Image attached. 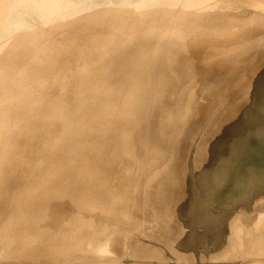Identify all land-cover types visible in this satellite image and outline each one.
I'll use <instances>...</instances> for the list:
<instances>
[{"label":"rangeland","instance_id":"obj_1","mask_svg":"<svg viewBox=\"0 0 264 264\" xmlns=\"http://www.w3.org/2000/svg\"><path fill=\"white\" fill-rule=\"evenodd\" d=\"M86 6L92 11L85 12L84 7ZM43 20L46 21L42 23ZM257 22H261L264 26V0H0V169L11 168L4 169L0 175V261L6 264H43V262L44 264H78L79 262H81L79 264L110 262L124 264V261L134 260L136 264L143 261L149 262L148 264H185L187 261L184 258L166 259L169 257V241L174 238L170 235V225L168 226L167 219L164 223H155L150 229L158 237L159 248L155 253V258L161 262H151L152 259L149 257H132L123 251L120 244H115L116 239L125 242L126 236L109 226L114 214L123 213V209H120L119 194L114 189L122 186V196L126 199L125 208L127 210H130V201H137L142 206L149 194L141 193L146 187L145 176L144 174L136 175V173L147 163L150 175H159L152 181V184L157 185L158 182L165 180L166 172L162 169L165 166L163 158L175 157V154H177L178 162L181 161V173L186 177L187 183L194 182L189 171L192 161L199 187L207 184L206 181L203 184L200 179L204 169L201 159H206L200 154L201 150L209 144L220 121L218 102L211 108L214 103L211 98H217L216 96L223 88L218 84L214 89V96L210 94L209 81H211V86L216 84L218 79L213 80L214 69L209 68V65L202 61V57L207 58L208 53L203 51V44L187 46L185 42L193 38L207 42L213 31L217 39H228L229 44H233L235 48V42L238 39L259 34L264 36V32H260L264 30V27L263 29L259 26V29L253 27ZM263 47L261 45V48ZM256 48L257 45L253 47L254 50L251 48L252 53ZM200 49L201 53L198 55ZM186 55L189 59L183 63L177 62L178 57L184 60ZM247 55L250 56V54ZM237 56L233 53L230 61L233 62L240 58ZM188 60L190 64L185 65ZM194 60L197 62L193 63ZM139 62L144 64L143 77V73L136 65ZM251 65L253 66V63ZM263 68L264 62H261L252 70H247L245 74L247 83L251 81V74L254 70ZM126 71L129 72L124 76L126 80L115 89L121 94L119 96L122 104H133L143 98L140 101L141 105L143 101L140 108H135L133 112L131 109L127 110L126 112L131 115H127V118L120 117V121L116 119L113 123L118 126V131L127 134L123 136V139L128 144L120 140L118 142L108 134L105 137L103 135L95 137L73 132L64 136L62 115L54 116L56 103L67 102L66 107L71 101L76 102L75 110L80 118L84 119L86 114H89L90 122L98 123V121H91L90 116H93L91 113L94 111L84 110L83 107L86 104L94 106V104L102 103L104 95L100 91V79ZM180 73L184 74L181 79L178 78ZM187 73L189 74L186 80H183ZM242 73L239 74L240 78L244 77ZM168 76L169 84H172L168 94L156 101L146 97L150 93L154 94ZM207 76H210L209 80ZM233 84L235 82L231 86ZM193 87L199 90L200 97L191 107H188ZM175 92H177L178 99L173 100L172 109L174 107L177 112L187 115L192 112V108L201 109L203 105L210 108L209 114L202 123L199 121L201 112L194 123L197 126L193 133L197 129L199 139L192 149V158L189 153H184L182 141L186 134L182 138L179 131H172L169 136V125L173 128L181 125L178 117L173 118L176 114L171 115L169 112V116L162 118V123L166 125V131L163 134L157 129L148 128L150 122H153L151 112L157 105L169 100ZM258 96L264 101V91L258 90ZM256 100L257 98L247 102L246 112H238L240 109H236L233 115L242 114L250 122L264 118V104L258 106L255 103ZM166 109L169 111V108ZM116 114L117 111L114 110L112 115ZM101 121L102 125L109 127L107 125L109 122H105V119ZM132 125L138 127L137 135L139 134L140 137L132 136V131L129 130ZM93 131L97 133L98 129L94 127ZM161 137L168 141L166 145L158 140ZM169 139L172 140L170 144ZM150 142L155 144L152 149L148 145ZM71 146L83 151L82 156L75 157L73 160L72 169L77 167L78 171L83 169L84 172L89 173L84 184L86 183L88 187V183L91 182V189L87 193L88 196L86 194L85 202L87 208L93 213L90 219L85 218V215L78 220L82 225L79 223V228H74L75 232L73 229L71 233L63 234L66 242H60L56 246L51 243V240L48 244L44 241L46 254H33L31 257L27 255L26 244L28 247L36 246L40 241L22 242L24 239H19V237L24 233L27 235V232H35L39 220L43 216L46 217V214L40 211L39 206L47 202L42 194L37 193L20 198L17 190L14 191L13 188L16 187L18 176L25 177L29 171H32L30 167L35 169V166H39L38 163H42V168L45 169L54 150L57 149L58 153L63 154L64 150ZM109 149H111L110 153H108ZM114 151L118 154V160L112 166L111 156ZM53 165H49L48 168ZM154 166L159 168L160 174L152 169ZM54 168L56 166L52 169ZM15 169L16 172H14ZM17 170L20 174H17ZM44 175L39 178L43 180L48 178L50 181L61 173L50 175L49 172ZM132 177L140 178V190L133 189V192L130 188ZM261 179H264V174ZM34 181L35 178L30 183L32 187ZM238 181L248 185L251 183L244 175L240 177L231 175L217 182V185L229 187ZM27 182L29 181H22L21 194ZM94 184L95 189L91 192ZM259 187L264 190L263 185ZM100 188L103 190L102 195L98 191ZM158 193H155V197ZM263 195L264 191L261 194H255L248 206L239 205L240 198L233 205L215 203L207 197L194 200L188 198V200L191 203L195 201L191 209L194 222L198 215L205 213L204 208L206 210L215 209L229 216L230 225L226 237L230 239L232 224L238 223L242 217L249 215L255 225L264 222V210H259L264 209V206L257 207L260 202L264 203ZM19 198L20 202L23 200L22 206L26 214L16 227H8L7 214H11L10 211L18 205ZM162 200L157 199L155 200L157 202L152 201V203L158 204ZM75 202L74 200V204ZM252 202L255 204L254 207L251 206ZM144 206H142L143 209ZM145 211L148 214L147 206ZM158 213L169 216L165 208L156 212ZM72 214L76 215V209ZM67 215L69 213L60 214L57 224L69 225L70 219H68L69 223L67 220L60 222L61 218ZM147 217L151 218L152 215L148 214ZM17 219L9 218V222L16 223ZM72 221L74 222V219ZM103 221L106 222L102 223ZM12 231H15V234L10 239L8 233ZM94 231L102 233L100 232L101 234L97 236L95 235L97 232L94 233ZM177 231H179V224L175 227V233ZM205 234V228L198 226L195 222L190 231L189 240L179 241L178 245L174 241L172 247L177 246L176 255H180L178 252L181 255H190L191 248L189 250V247L192 241ZM49 236L53 237L52 233H49ZM231 240H233V252L231 251L230 256L239 260L235 264H250L256 261L264 263V249L257 256H252L245 262L243 257L239 258L240 255L236 252L240 248L239 241L235 237ZM71 245L75 247L71 248ZM102 246L104 250L101 252ZM206 251V246L200 247L192 254L200 256ZM261 258L262 260H258ZM226 261L228 258L214 257L205 262L206 264H218ZM196 263L201 264L199 261Z\"/></svg>","mask_w":264,"mask_h":264},{"label":"bare ground","instance_id":"obj_2","mask_svg":"<svg viewBox=\"0 0 264 264\" xmlns=\"http://www.w3.org/2000/svg\"><path fill=\"white\" fill-rule=\"evenodd\" d=\"M84 11L89 12L92 10L90 7L86 6L84 7ZM44 21L46 20H43L41 22L43 23ZM258 26L260 27V29H263L264 27L261 22L255 23L253 27L259 29ZM260 32H264V30ZM209 36H211V38L208 39L207 42H205L204 40L201 41V39L198 38H193L185 42L187 46L192 44L193 45L196 44V46L198 45L201 46V44H203L202 46V48L204 47L203 51H206L208 53L207 58L206 56L202 57V61L204 63H207L209 65L208 66L209 68L214 69L213 80L218 79L217 83L216 84L214 83L211 86H210L211 81H209L210 83L208 89L210 90V94L214 96V89L218 84L223 88L222 91L216 96L217 98H211V100L214 101V103H212L211 108L215 106L218 102L219 105L218 107L220 110L219 111L220 121L217 124V128L214 134L212 135L209 144L206 145L203 148V150H201V154H200L202 157H206V159H201V164L203 165L204 169L202 171V174L200 175V179L203 181V184L205 181L207 184L203 185L201 188L199 187L196 181V175L193 169L192 161L190 162L189 171H190V176H192L194 182L187 183L186 177L183 176L181 173L182 171L181 161L178 162L176 158L177 154H175V157L169 156L163 158L165 166L162 167V169L166 172V174L164 175L165 180L158 182L157 185L152 184V181L159 175L151 176L148 170L147 163L144 167L141 168L139 172L136 173V175L144 174L145 176L146 187L142 189L141 193L142 194L148 193L149 197L145 198L142 204V206L145 205L144 209L139 202L130 201L129 203L130 210H127V208H125L126 199H124L122 196V186H119L117 189H114L119 194L121 201L120 209L121 208L123 209V213H121L120 215L118 214V212L116 215L114 214V216L112 217L109 223V226L114 227L113 228L114 231L116 230L117 232H121L125 234L126 241L123 242L116 239L117 241L115 242V244L117 243L120 244V247L124 249L123 251L132 257L134 256L149 257V259H152L151 262H161V260L155 258V253L159 248L158 237L150 229L153 228L155 223L156 224H159L160 222L164 223L165 222L164 220L166 219L168 221V226L170 225V235L172 238L174 236V238L170 239L169 241V257H167L166 259L184 258L187 261L185 264H197L196 261L201 262V264H206L207 262L205 261L209 258L222 257V258H228V261L218 264H235L239 260H235L232 256H230V253L233 249L232 248L233 240L231 239L234 237L237 238V241H239L240 243V248L236 250V252H238V254L240 255L239 258L243 257L242 259H244L245 262L248 261L250 257L257 256V254L264 249V222L255 225L253 224L251 218H249V215H246L242 217L238 223L232 224L230 228L231 231L229 234L230 235V239H229L228 237H226L230 225L228 221L229 216H225L226 215L225 213H222L218 210L211 208L207 210L206 208H204L205 213L202 215H198L195 219V222L198 226L205 228L206 234L192 241V244L189 247V250L191 248L190 255H186V254L181 255V253L178 252V254H180L178 256L176 255L177 246L172 247L174 245V241H176V245H178L179 241L189 240L190 231L195 225V222L191 215V209L195 204V201L191 203L188 200V198L190 200H194L195 198L207 197L209 198L208 200H211L212 202L229 204V205H233L234 203H236L238 198H240L241 201L239 205L248 206L249 203L251 204L250 201H253L255 194L257 193L261 194L264 191L261 190L259 187L260 185L264 186V179H261V176H263L264 174V118H258L250 122L247 118L242 116V114H237L238 116L233 115V112L236 109H240L238 112H246L248 110L247 102L249 100L252 99L255 100V98H257L255 103L258 104V106L264 104V101L261 100L263 98H260L258 96V90H260L261 92L264 91V68L262 70H258V69H256V71L254 70V73L251 74V81H249V84L245 80V74L247 70L249 69L252 70L255 65L264 62L263 61L264 47L261 48V45L264 46V41H263L264 36L259 34L256 36H248L245 39H238L235 42V48L233 44H229L228 39H217L213 31H211V34ZM256 45L257 48L255 49V51H253L254 53H252L251 50ZM166 46L167 44L164 46V48ZM198 51H199L198 55H200L201 49ZM249 51L250 53H247ZM233 53L236 56L238 55L237 57L240 58L239 59L237 58L238 60L236 59V61L232 62L230 60H231V55ZM246 54H250V56L247 55L250 58H248ZM187 59H189L187 55L185 56L184 60L182 57H178L177 62L183 63V61H186ZM239 61H242L243 63H240ZM195 62H197V60L193 61V63ZM252 63L253 66L251 65ZM189 64L190 63L188 60V62L185 63V65H189ZM136 65H138L140 72L143 73L142 74L143 77L145 72L144 64L139 62L136 63ZM241 72H243L242 76H244L242 78H240L239 76ZM128 73L129 72L127 71L124 73H115L100 79L101 80L100 91L101 94L104 95V98L101 101L102 103L94 104V106L90 104H86L83 107L84 110L88 109L94 111V113L93 112L91 113L93 114V116H90V118L91 121L93 122L98 121V123L95 124L91 123L90 120L88 119L89 114H86L85 116L86 118L84 119L82 117L80 118L79 113L77 112V110H75L76 102L71 101L66 107L65 104L67 102L66 103L57 102L54 116H58L60 114L62 115L61 123H62V128L64 129L63 130L64 136L72 134L73 132H78L86 136L91 135L95 137H98L100 135H103V137H105L108 134V136H111L113 139L115 138L116 140H118V142L120 140V142L124 141V143L128 144L126 140L123 139V136L127 134L125 132L122 133V131H118L117 130L118 126L113 124L116 121V119L120 121V117L127 118V115H131V113L126 112L127 110L131 109V111L133 112L135 108H140L143 105V101H142V105L140 102L143 98L137 100L133 104L123 105L122 99L119 96L121 94L115 90L120 83L126 80L124 76ZM188 74L189 73L186 74L183 80H186ZM183 75H184L183 73H180L178 78L181 79ZM207 79L209 80L210 76H207ZM234 82L235 84L231 86V84ZM171 86L172 84H169V76H168L154 94L150 93L146 97H149L151 98V100L156 101L157 99L168 94L171 89ZM176 94L177 92H175L173 96H170L169 100L167 101L165 100L162 104L157 105V107L151 112V118H153V122H150L151 120L149 121L150 127L148 126V128H150L151 130L157 129L158 132L163 134L166 131V125L162 123V118L164 116H169V112L171 115L176 114V116H174L173 118L175 119V117H178L179 118L178 122L181 123V125L176 126V128L175 127L173 128L169 125V136L171 135L172 131L175 132L179 131L182 134V138L186 134L184 140L182 141L184 153L187 154L189 153L190 157L192 158L193 156L192 149L194 148L196 142L199 139V134H197V129L193 133L194 128L197 126L194 123L199 117L200 112L201 115L199 121L200 123H202L206 118V116L209 114L210 108L204 105L201 107V109L199 107L192 108V112L187 115L182 114L181 112H177L174 109V107L172 109V102H174L173 100L178 99ZM199 97H200L199 90L193 87L191 90V100L190 99L188 100L187 106L191 107L192 104H194L199 99ZM238 103H241V105H238ZM166 108H169V111ZM114 110L117 111L116 115H112ZM191 117H193V119H190ZM101 119H105V122H109V124L107 123L109 127L106 126L107 127L106 128L104 125H102ZM94 127L98 129V131H96L97 133H94L93 131ZM200 127L202 128L203 126ZM129 130L132 131V136L136 138L140 137L139 134L137 135L138 127L136 125H132ZM158 140L161 143H165V145L168 142L163 137H161V139ZM171 142L172 140L169 139V144ZM148 145L150 146L151 149L155 147L154 142H150ZM58 152L57 149L54 150L52 156H50L48 159V166L54 164L51 168H48L47 166L45 169H43L42 163H38L39 166L37 167L35 166V169L34 168L32 169L30 167L32 171H29L30 170L29 169L28 170L29 172L25 175V177L18 176L16 187L13 188L14 191L17 190L20 198L21 196L24 198L25 196H30V194L37 193L38 195L42 194L45 197L44 200H46L47 202L44 205L39 206L40 211L45 213L46 217L43 216L42 218L41 216L42 219L40 220L38 219L39 223L37 224L38 227L35 229V232L33 233L27 232V235L24 233L25 235L23 234L22 236L20 235L19 237V239H24L22 242L40 241V243H38V245L36 246L30 245V247H28L26 244L28 250L27 255L28 254L31 255V257L33 256V254L36 255H42L43 253L46 254V248H45L46 245L44 241H46V244H48L49 240H51V243H53V245L59 244L60 242H66V237L63 234L71 233L74 228H77L79 226V223L81 224V222L78 221L79 219L81 220V218L85 217V215H86L85 218L90 219L91 217L90 215L93 213L91 212L92 210H89L87 208V203L85 202L86 194L89 193V190L91 189V182L88 183V187L86 186V183L84 184L89 173L84 172L83 169L81 171H78L77 167H75V169H72L73 160H75V157L82 156L83 151L80 149H76L74 146H71V147H67L64 150L63 154H60ZM110 152L111 149H109L108 153ZM111 159L113 161L112 166H114L115 162L118 160L117 152L114 151L113 155L111 156ZM54 166H56V168L52 169ZM21 167L23 168V166ZM4 169L9 170L11 168L9 167L1 168L0 175L4 172ZM16 169L14 172H16ZM152 169L160 174V170L157 166H154ZM49 172L50 175H54L58 172H60L61 175L57 176V178L54 177L55 180L53 178V180L50 181H48L49 180L48 178L44 180L39 178L40 176L42 177L45 176L44 174H47ZM62 172H64V174ZM18 173L19 171L17 172V174ZM231 175H237L238 177L244 175L245 178L250 180L251 183L248 185L242 183L241 181H238L235 182L233 186H229V187L226 186L220 187L217 185V182L224 180V178H229ZM33 178H35V181L32 187L30 183L33 181ZM24 180L29 182L26 183L23 193L21 194V183ZM131 183L133 188L130 186V184L129 186L133 192L134 190L135 191L140 190L141 187L140 178L132 177ZM87 189L88 191L86 192ZM94 189H95V184L93 185L91 192ZM98 191L102 195V191H103L102 188L98 189ZM156 192L159 193L155 197ZM20 198L18 205L13 210L10 211L11 214H7L6 223L8 227L9 226L16 227L18 224H20V222L23 220V216H25L26 214L24 213L25 210L22 206L23 200H21L20 202ZM157 199L158 201H160V199L163 200L158 204L152 203V201L157 202L155 201ZM74 200L76 201L75 204H74ZM253 204L254 203L252 202L251 205L252 207L255 206V204L254 205ZM146 206L148 207V214L152 215L151 218L147 217L148 214L145 211ZM262 206H264V203L262 202L257 204V207H262ZM164 208L167 210L169 216L162 215L159 213L156 214V212H159ZM33 209L36 211L34 207ZM75 209H76V215L73 216L72 213L74 212ZM259 210L263 211L264 209H259ZM62 213L64 214L69 213V215L62 217L60 220V222L67 220V222L69 223L68 219H70L69 225L67 224L68 226L67 225L63 226L60 223L57 224V222H59V215ZM194 213H197V211H194ZM9 218H12L14 220H16L17 218L18 219L17 221H15L16 223H11L9 222ZM72 219H74V222L72 221ZM43 222H45V224H43ZM105 222L106 221H103L102 223ZM178 224H179V231L175 233V227H177ZM49 225L52 226L49 228L48 227ZM45 226L47 228H44ZM84 226L86 227V225ZM75 231L76 230L74 229V232ZM88 231L85 232L87 233ZM96 232L94 231V233ZM100 232L99 233L97 232L95 235L97 234L100 235L102 233ZM49 233H52L53 237L50 238ZM14 234L15 231L9 232L8 233L9 238L12 239ZM69 236L67 238H69ZM87 237L89 238V236ZM82 239H80V241ZM205 246L207 247V251L204 255L200 254V256H203L202 258H200V256L197 255L198 251L196 252L197 254H192L200 247H205ZM70 247L73 248L75 246L71 245ZM102 250H104L103 246L102 248H100L101 252ZM238 254L237 255L234 254V256H238ZM20 260L21 262H23L22 259ZM258 260H262V258ZM0 263L4 264L5 262L0 261ZM40 263H42V261ZM123 263L136 264L134 260L124 261ZM148 263H146V261H143L140 264H148ZM94 264H99V263H94ZM107 264H115V263L110 262ZM250 264H264V263L262 261H256V262H250Z\"/></svg>","mask_w":264,"mask_h":264}]
</instances>
